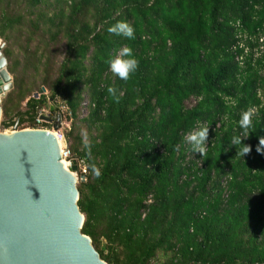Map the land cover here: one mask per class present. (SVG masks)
Wrapping results in <instances>:
<instances>
[{
  "label": "trees",
  "instance_id": "16d2710c",
  "mask_svg": "<svg viewBox=\"0 0 264 264\" xmlns=\"http://www.w3.org/2000/svg\"><path fill=\"white\" fill-rule=\"evenodd\" d=\"M118 21L134 39L107 31ZM24 31L19 47L38 54L40 84L71 113L68 148L86 166L81 230L102 260L264 264V54L253 61L238 44L255 47L264 36V0H0V38L12 44ZM125 46L139 60L127 81L109 66ZM1 51L13 74L19 61L8 64V45ZM13 81L17 101L1 102V128L30 95L24 76ZM25 103L19 121L38 102ZM249 108L252 126L241 129ZM205 126L201 156L186 136Z\"/></svg>",
  "mask_w": 264,
  "mask_h": 264
},
{
  "label": "water",
  "instance_id": "95a60500",
  "mask_svg": "<svg viewBox=\"0 0 264 264\" xmlns=\"http://www.w3.org/2000/svg\"><path fill=\"white\" fill-rule=\"evenodd\" d=\"M6 65L0 47V117L13 86ZM76 168L48 131L0 132V264H108L82 233Z\"/></svg>",
  "mask_w": 264,
  "mask_h": 264
},
{
  "label": "built area",
  "instance_id": "2783aa9c",
  "mask_svg": "<svg viewBox=\"0 0 264 264\" xmlns=\"http://www.w3.org/2000/svg\"><path fill=\"white\" fill-rule=\"evenodd\" d=\"M256 41L257 45L255 47H249L240 41L238 42L240 48L243 49V52L251 53L250 57L253 61L261 58L264 54V36H259ZM262 94L264 96V92ZM33 99H35L38 103L34 106L30 119H25L24 121H19V117L11 119L10 124L5 127L4 132L41 129L54 134L60 147L61 161H63L65 168L71 170L72 161H74L77 167L76 170L81 169V175L84 176L86 173V166L84 162L82 160L76 161L73 159L67 146V140L65 137L66 128H64V126L67 123L70 124L71 113L64 101L59 95H51L49 91H40L33 97ZM82 103L86 105L87 100ZM57 118H59V121H57ZM54 124H59V128L54 129ZM193 131L194 130L191 132ZM76 170L73 171L74 175L76 174Z\"/></svg>",
  "mask_w": 264,
  "mask_h": 264
},
{
  "label": "clouds",
  "instance_id": "9594fccd",
  "mask_svg": "<svg viewBox=\"0 0 264 264\" xmlns=\"http://www.w3.org/2000/svg\"><path fill=\"white\" fill-rule=\"evenodd\" d=\"M107 31L116 36H123L129 40L134 39V29L133 27L125 22L118 21L115 24L109 26ZM109 66L111 71L121 80L127 81L130 74L134 73L138 66L139 60L135 56L133 49L129 46L123 47L119 54L109 61ZM107 92L116 98V89L112 86L107 87ZM254 116V111L249 108L241 113L240 120L238 122L241 129H249L252 126V120ZM209 126L197 128L195 131L191 132L187 137V142L191 145L192 151L198 152L202 155L205 153V145L208 136ZM241 137L236 136L233 138V145H243L241 143ZM84 147L88 150V155L91 156V143L85 139ZM258 151L260 149H257ZM250 151L249 146L243 145L241 148V154L244 155ZM93 171L97 177L100 176V171L98 168L93 166Z\"/></svg>",
  "mask_w": 264,
  "mask_h": 264
},
{
  "label": "rangeland",
  "instance_id": "374dc122",
  "mask_svg": "<svg viewBox=\"0 0 264 264\" xmlns=\"http://www.w3.org/2000/svg\"><path fill=\"white\" fill-rule=\"evenodd\" d=\"M26 35V32H23V35L19 36L17 41L15 43L12 44H8L5 43V41L3 39L0 38V47L1 50L3 49V47H5L6 45H8L12 51V55L10 58V61L8 62V64L10 65L11 62H14L15 59H17L19 61L18 65H15L14 67V73L10 74L12 77V81L14 79V77H16L17 79H19V77L24 76L25 82L26 84L23 85V87H28L31 91H30V95L23 101L20 102L19 107L12 111L10 113V117L12 119H15V117L17 116V111L18 110H23L25 108V102L29 99V98H33L34 96H36V94L40 91H48L47 86L40 84L41 83V72H42V66H41V62H38V54H32L29 56H26L25 53L23 52V50L19 47V45H23V39L24 36ZM33 45V42L31 44V46ZM31 46H30V54H31ZM52 48V46H51ZM63 51H64V44L62 43L59 47L58 50L55 52V57L52 60V67L55 69L57 67V64L62 60L63 57ZM7 67V66H6ZM38 69V71L36 70V68ZM51 68V66H50ZM52 70V69H51ZM13 86L12 88L7 91L5 93L4 96H2L1 98V102L3 101V103H5V105H9V102L7 100V98L11 99L10 105L12 106V104L14 102L17 101V89L14 86V81L12 82ZM87 100L86 97H84V101ZM83 101V102H84ZM193 101H189L188 104H192ZM83 103L81 104V110L79 113V118H83L84 116H86V109ZM8 116V117H9ZM2 114L0 117V121L2 119ZM68 125H70L69 123L65 124L64 128H66V130H69ZM5 128H1L0 127V132H3ZM85 133V130H82V134ZM70 139L69 142H67V146L70 143ZM81 169H77L76 170V177L78 179V182L81 180ZM83 180H85V177L83 176Z\"/></svg>",
  "mask_w": 264,
  "mask_h": 264
}]
</instances>
